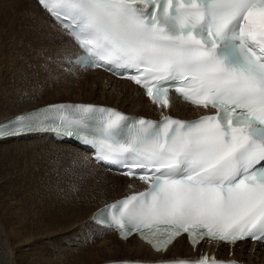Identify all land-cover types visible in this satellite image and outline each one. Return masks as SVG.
Here are the masks:
<instances>
[{
	"label": "snow or ice",
	"instance_id": "1",
	"mask_svg": "<svg viewBox=\"0 0 264 264\" xmlns=\"http://www.w3.org/2000/svg\"><path fill=\"white\" fill-rule=\"evenodd\" d=\"M38 3L82 49L77 63L132 80L163 108L175 91L206 114L154 121L91 103L51 104L0 124V139L54 133L147 183L95 217L123 239L138 233L156 251L183 234L194 245L264 242V0Z\"/></svg>",
	"mask_w": 264,
	"mask_h": 264
},
{
	"label": "bare ground",
	"instance_id": "2",
	"mask_svg": "<svg viewBox=\"0 0 264 264\" xmlns=\"http://www.w3.org/2000/svg\"><path fill=\"white\" fill-rule=\"evenodd\" d=\"M0 8L4 13H6L7 17L10 19L11 22L9 21V24L11 25L12 23V25L16 28L15 31L17 33L22 34V36H24L26 39H29L28 40L30 42L29 44L33 45L32 47L34 48V51L37 53V57H38V59L37 57H35L36 60H34V62L32 61L33 62L31 64L32 67L29 68L25 66L23 70L24 73L17 75V77H15L13 81L10 80L11 84H13V82H15L16 80L18 81L19 76H20L19 79H21V76L25 74L24 79L30 81V84H28L29 86H33V87L28 86L21 89L17 87L16 94L18 97L23 96L25 93L24 91L29 90V88L31 89L36 88L37 86L36 84L44 83L47 85H51V84L53 85L56 81H59L56 80L57 78L54 79L55 76L56 77L58 76L60 78L62 77L65 83H70L74 87L80 88L81 91H84L83 92L84 94H86L85 92L88 91L86 95L87 97H93L97 94L100 96L106 95V100H107V101H102V100L85 101L81 99H69V100L62 99L59 101H49L41 104H31V105L24 104L22 106H19L20 102L15 103V104L19 103L18 105H12L13 102H10L11 105H9V110L6 111L7 115H1L0 121L12 115L21 113L23 111L54 102L81 101L85 103H99V104L111 105L110 100L112 99L117 102V100H119V97L122 94L124 95L123 96L124 98H122L121 100V105L118 106V104H115L113 106H116L121 109L123 108L127 109L129 113H133L136 115L160 117L163 115L172 114L184 118H190L205 113V111L202 110L201 108H197L189 104L182 103L177 98H173L171 102V106L168 108L158 107L154 105L152 102H150V100L142 94L141 90L136 88L130 82L126 80H118L112 78L110 75L106 74L102 70H98V69L81 70L72 64L73 66H71L72 69L71 71H64L63 68L66 67L65 65L69 63V60L79 53L78 48L74 44L72 38L68 36L67 32L59 28L53 22V20L49 17V15L45 12V10L37 3L36 0H0ZM16 39L18 40V37ZM74 72L78 74L75 75ZM29 74H31L32 76H30ZM6 80H7L6 78L2 77L0 78V83L8 87L9 83L7 84L8 80L7 81ZM27 80L22 81L24 82L25 86H26L25 81L28 82ZM16 84L17 82H15V85ZM5 95H7V92H5ZM3 96H0V103L2 101H5L2 100ZM16 97L14 96V98ZM6 101H11V99H6ZM35 135H37L38 137L43 135L44 142L39 139L37 142L33 140L35 143L32 144H28V142L27 143L25 142L27 147L20 143L19 146L15 145V147L12 144H9L11 141H16V142L18 141L24 143L23 141H25L27 138L29 139V138L37 137ZM47 137L48 134L38 133V134H31V135L12 137V138H6L0 140V257L4 264H30V263L35 264L34 260L33 261L25 260V258L23 257V253H21L20 250L24 249L27 246L30 247L36 241H39V239L43 237L54 235L56 233L59 234L66 232V230H69L72 226L75 227L74 225L78 224V222L86 218V217H82L84 214L83 213L81 214L80 212L78 213H80L82 216L80 214L73 212L68 213L69 211L68 212L65 211L64 207L62 209H64L65 212H62L59 209L60 207L59 205L53 209V206H51L50 202L46 203L51 207L45 213L40 208L42 204L36 203L35 207L37 209V212L39 213L38 215H36V212L33 213V211L30 210L28 205L27 206L24 205V207H22L23 204H22V200L20 199L21 192L18 189L19 185L17 186V188H14L15 182L13 179L9 177L10 175L9 173L13 169L12 164H10L11 163L10 160L12 159L11 157L16 153L15 151L20 152V150L22 149V152H26L25 154L29 152L28 154L31 155L29 159V165H33V166L35 165L36 167L37 166L43 167L44 169H46L48 176L52 178V180L60 179L62 181L63 178H65L67 182L69 181L74 182V184L72 185L74 186L75 189L78 190L76 193L77 196L76 195L75 196L79 197L78 202L76 201L75 203V206H77L79 211L87 212V217L89 216L88 213L91 212L92 214L93 211L97 209L99 206L107 202L113 201L121 196L127 195L128 193L139 191L140 189L143 188V186L140 185L136 180H131L125 176H120L107 172L102 166L94 164L89 154H87V152H85L84 150L75 147L74 145L72 146V144L69 143L64 144L63 142V144H59L60 142H57L54 139L52 140L51 137L48 139ZM25 147L27 149L23 150ZM40 148L42 150H40ZM39 153H41L42 156L39 159L33 160V158L37 157ZM68 159H70V165L66 163ZM20 167H22V164L20 165ZM26 168H24V172ZM88 168L92 169L91 173L88 172ZM99 171L101 174L99 173ZM19 174L22 177H24L23 172ZM23 180L25 179L23 178ZM125 183L127 185H130V187L127 188ZM22 187L24 186L22 185ZM114 188L125 189L126 193L115 199L112 197V199H109L100 205L98 204V206L94 208L95 206L92 204L93 202L91 203V199L94 198L93 196H99V199H101L100 197L105 196L108 190ZM47 190L49 189L47 188ZM102 191L104 195L102 194ZM52 193L53 192H51V194ZM68 195L67 197H69ZM31 198L35 199L33 198V196ZM61 200L62 198L60 200L58 199V201L62 202ZM69 200L71 201L70 198ZM94 200L95 199H93L92 201ZM64 203L65 201L63 202V205L62 204L61 205L64 206ZM71 204L70 205L73 206V203ZM65 205L67 206V204ZM69 208L72 207L69 206ZM50 211L51 213L49 215L48 213ZM78 215L80 216L79 219L78 218L76 219L77 220L76 222L74 218L78 217ZM81 226L85 228L87 226V223H84L82 221V223H80L78 227ZM94 227L95 230L97 231V234L93 236L94 240L92 239L94 245L89 248L88 246H85L86 248L84 247L83 249L82 257L84 258L85 255H90V254L96 256L100 252L103 253L102 254L103 256H101V259L95 260L93 262L88 261L87 260L88 256H85L84 258L85 262H82L81 260L83 258L79 259L81 254H78L74 256L75 257L74 262L76 263L73 264H97L105 261L128 260V259L160 260V259H169V258H182L189 255H201L207 251L215 252V255H217L218 257H227L233 259L238 258L239 260L248 264H264V245H258L256 243H251L249 241L239 242L235 245L218 244L216 242H205L206 244L203 243L198 247H192L186 242L185 238L182 237L177 239L174 242V244L171 245L169 249L166 250L165 252L156 253L152 251L148 245L144 244L135 237L125 241L117 238L115 233L111 235V233H109L110 232L109 230L97 224H94ZM104 230L107 232V234H105L106 232ZM85 243L87 245V242ZM111 245H113V247H111ZM121 247L126 248L128 252L127 255L129 257L120 258L116 256L118 252V248ZM108 249H111L113 251L112 255H108L107 253H105V251L106 250L108 251ZM68 259L71 260V258ZM62 261L64 264H72L71 263L72 260L67 261V258L62 259ZM260 261L261 263H259Z\"/></svg>",
	"mask_w": 264,
	"mask_h": 264
},
{
	"label": "rangeland",
	"instance_id": "3",
	"mask_svg": "<svg viewBox=\"0 0 264 264\" xmlns=\"http://www.w3.org/2000/svg\"><path fill=\"white\" fill-rule=\"evenodd\" d=\"M9 21H10V19L7 17L6 13H4L2 11V9L0 8V31H1L0 32V78H2V77L6 78L8 80V81L6 80L7 84L9 83V86H8L9 88L7 86H5L4 84L0 83L1 84L0 85V88H1L0 96L5 95V92H7V95L3 96L2 100L6 101V99H11V101H6V102L2 101L1 102L2 104L0 103V116L1 115H7L6 111L9 110V105H11L10 102H13L12 105H18L19 103L18 104H15V103L20 102L19 106H22L24 104H28V105L41 104V103H45V102H49V101H59L62 99L63 100H65V99L66 100L67 99L68 100L69 99H81V100H85V101L86 100L87 101H99V100L100 101L101 100L107 101L106 95L100 96L97 94L93 97H87L86 95H87L88 91H86L85 92L86 94H84L83 93L84 91H81L80 88L74 87L70 83H65L63 78L62 77L60 78L58 76L57 77L55 76V78L53 77L54 79L57 78L56 80H59V81H56L53 85L52 84L47 85L44 83L36 84L37 85L36 88H32V89L29 88V90L24 91L25 93L23 96L18 97L16 94V88L18 87L19 89H21V88L28 87L29 86L28 84H30V81H28L27 79H24L25 74H23V76H21V79H19L20 76L18 77L19 82L17 80L15 81V82H17V84H16L17 86L15 85V82H13V84H11L10 80L13 81L14 78L17 77V75L24 73L23 70H24L25 66H27L29 68L32 67L31 64L34 62V60H36L35 57H37V53L34 51V48L32 47L33 45L29 44L30 43L28 41L29 39H26L24 36H22V34L17 33L15 31L16 28L12 25V23L10 25ZM13 32H16V33H13ZM16 34H17V36H16ZM13 36H14V38H13ZM17 37H18V40L16 39ZM1 39H2V41H1ZM37 59H38V57H37ZM71 59L69 60V63L67 65H65L66 67L63 68L64 71H71L72 70L71 66H73V65L71 64ZM18 72H19V74H18ZM74 74L77 75L78 73L74 72ZM29 75L32 76L31 74H29ZM60 76H61V74H60ZM24 80L28 81V82L25 81L26 86H25L24 82H22ZM23 84H24V86H23ZM29 87H33V86H29ZM10 89L11 90L14 89L15 91L12 90V92H11ZM2 91H3V93H2ZM13 91H14V93H13ZM13 95L15 97L16 96L17 97L14 98ZM123 96L124 95L122 94L119 97V100L116 99L117 102L111 99L110 100L111 105H115V104H118V106L121 105V100H122V98H124ZM76 102H81V101H76ZM123 110L127 111V109H124V108H123ZM35 136H37V135H35ZM37 137L29 138V139L27 138L25 141H23L24 143H21L18 141L17 142L11 141L9 144H12L15 147V145L19 146L20 144H23L26 146L27 142H28V144L35 143L38 141V139L42 140L44 142V140H43L44 136L43 135H41L38 138ZM50 137L51 136L48 135L47 138L49 139ZM33 140H35V142ZM59 144H63V143H59ZM26 147L23 150L27 149ZM40 150H42V149L40 148ZM15 152H14L15 154L11 157L12 158L10 160L11 163L9 162L13 166L12 171L9 173L10 174L9 177L11 179H13L15 182L14 188H17V186L19 185L18 189L21 192V194H20L21 198L20 199L22 200V204H23L22 207H24V205L25 206L28 205L30 210H32L33 213L36 212V215H38L39 213L37 212V209L35 207L36 203L42 204L40 208L44 213L47 212V210L51 206H53V209H54L56 206L59 205L61 207V208L59 207V209L62 212H65V211L68 212L69 211L68 213H70V212L77 213V214L83 213L84 214L83 216L81 214L80 215L82 217H86V218H84V220H81L80 222H78V224L74 225L75 227L72 226L69 230H66V232L59 233V234L56 233L54 235H49L47 237H43V238L39 239V241H36L34 243L35 245L33 244L30 247L27 246L24 249L20 250L21 253H23V257L25 258V260H28V261L34 260L35 264H44V263H46V264H64L62 261V259H64V258H67V261L72 260L73 261V262L71 261L72 264L76 263V262H74V259H75L74 256L81 254L79 259L83 258L82 255H83L84 247L88 246V248H89V247H92L94 245V242L92 241V239L94 240L93 236L97 234V231L95 230V227H94L95 223H93L89 217V216H91L90 215L91 212L88 213L89 216L87 217V212L79 211L77 206H75V203H76V201L78 202L79 197H76L77 196L76 193L78 190L75 189L74 186L72 185V184H74V182H72V181H71L72 183L70 181L67 182V180L65 178H63V180H62L64 182H62L60 179L59 180L58 179L52 180V178H50L48 176L46 169H44L43 167H38V166L36 167L35 165L34 166L29 165V159L31 157V155L28 154L29 152L27 154H25L26 152H22V149L20 150V152L19 151L18 152L15 151ZM41 156H42L41 153H39L37 157H34V158L32 157V158H33V160L34 159L36 160V159H39ZM66 163L68 165H70V159H68L66 161ZM21 164H22V167H20ZM24 168H26L25 172H24ZM43 170H45V171H43ZM18 172L19 173L23 172L24 177H22ZM88 172L91 173L92 169L88 168ZM99 173H100V171H99ZM23 178L25 180H23ZM17 181L19 182V184ZM32 181H33V183H32ZM106 182H108V181H106ZM22 185L24 187H22ZM36 186H37V188H36ZM46 187L49 190H47ZM126 187L129 188L130 185L126 184ZM72 189H74V190H72ZM22 192H24V193H22ZM51 192H53V193L51 194ZM25 193H26V195H25ZM28 193H29V195H28ZM45 193H46V195H45ZM125 193H126L125 189L114 188V189L108 190L107 194L105 196L100 197L101 199H99V196H93L94 198L91 199V203L93 202L92 204L95 206L94 208H96V206H98V204L100 205V204L104 203L105 201L112 199V197L115 199L121 195H124ZM53 194H54L55 198H54ZM102 194H103V191H102ZM31 195L35 199H32ZM67 195L69 197H67ZM61 198H62V200H61L62 202L58 201V199L60 200ZM69 198L71 199V201L69 200ZM96 198H97V200H96ZM93 199H95V200L92 201ZM40 200H41V202H40ZM74 200H75V202H74ZM64 201H65L64 206H62ZM48 202H50L51 206L46 204ZM53 202H54V204H53ZM58 202H60V203H58ZM66 202H68L69 206L72 207L73 209L69 208L68 203H66ZM71 203H73V206H75V207L71 206L72 205ZM65 204H67L68 207ZM63 207L65 208V211H64V209H62ZM74 208H75V210H74ZM76 208L78 209V211ZM70 210H72V211H70ZM78 212H80V213H78ZM50 213H51V211L48 214L50 215ZM73 213H71V214H73ZM80 215H78V217L74 218V220L76 222H77L76 219L77 218L79 219ZM82 221L84 223H87V226L85 228L82 226L78 227L79 224L82 223ZM105 234H107V232ZM85 242H87V245ZM111 247H113V245H111ZM100 253L97 254L96 256H94L93 254L85 255V256H88L87 257L88 261L93 262L95 260L101 259V256H103L102 255L103 253L102 252H100ZM105 253H107L108 255H112L113 251L111 249H108V251L106 250ZM127 254H128V252H127L126 248L121 247V248H118V252H117L116 256L120 257V258L121 257H129ZM85 256H84V258H85ZM68 258H71V260ZM84 258L81 260L82 262H85ZM237 260H239V259L237 258ZM36 261H38V262H36ZM259 263H261V261ZM30 264H32V263H30Z\"/></svg>",
	"mask_w": 264,
	"mask_h": 264
}]
</instances>
